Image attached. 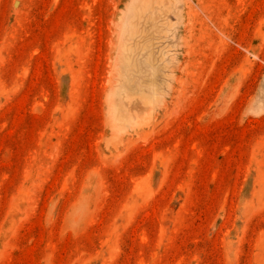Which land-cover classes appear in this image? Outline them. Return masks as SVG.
<instances>
[{"label":"rangeland","instance_id":"1","mask_svg":"<svg viewBox=\"0 0 264 264\" xmlns=\"http://www.w3.org/2000/svg\"><path fill=\"white\" fill-rule=\"evenodd\" d=\"M0 264H264V0H0Z\"/></svg>","mask_w":264,"mask_h":264}]
</instances>
